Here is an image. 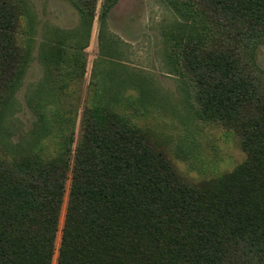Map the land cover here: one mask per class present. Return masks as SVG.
<instances>
[{"label":"trees","instance_id":"obj_1","mask_svg":"<svg viewBox=\"0 0 264 264\" xmlns=\"http://www.w3.org/2000/svg\"><path fill=\"white\" fill-rule=\"evenodd\" d=\"M167 1L187 22L169 56L194 112L232 130L245 158L189 180L115 96L99 93L98 74L78 135L74 105L41 107L34 143L7 149L3 122L29 49L18 34L23 1L0 0V264H264V72L251 65L264 0ZM72 2L91 25L97 0ZM61 43L47 59L79 80L81 43Z\"/></svg>","mask_w":264,"mask_h":264},{"label":"rangeland","instance_id":"obj_2","mask_svg":"<svg viewBox=\"0 0 264 264\" xmlns=\"http://www.w3.org/2000/svg\"><path fill=\"white\" fill-rule=\"evenodd\" d=\"M22 1L18 34L29 57L3 122L1 141L7 149L19 151L34 143L41 107L50 113L74 105L78 135L93 74H98L99 93L115 96L119 109L151 133L189 180L218 176L243 161L239 137L216 122L199 119L194 112L187 80L169 56L187 22L167 0H114L104 20L105 0H97L91 25L83 23L72 0ZM77 38L85 66L80 79L72 81L68 68L59 71L47 59V51L61 42L73 50ZM251 65L264 72V43L255 48ZM66 202L67 194L61 225ZM59 241L60 233L57 245Z\"/></svg>","mask_w":264,"mask_h":264}]
</instances>
